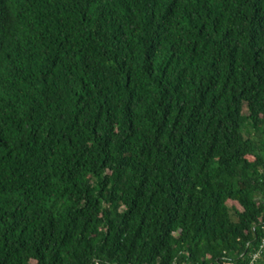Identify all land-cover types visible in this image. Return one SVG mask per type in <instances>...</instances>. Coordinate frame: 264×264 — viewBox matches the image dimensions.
Wrapping results in <instances>:
<instances>
[{
  "label": "trees",
  "instance_id": "obj_1",
  "mask_svg": "<svg viewBox=\"0 0 264 264\" xmlns=\"http://www.w3.org/2000/svg\"><path fill=\"white\" fill-rule=\"evenodd\" d=\"M263 225L264 0H0V264H264Z\"/></svg>",
  "mask_w": 264,
  "mask_h": 264
},
{
  "label": "built area",
  "instance_id": "obj_2",
  "mask_svg": "<svg viewBox=\"0 0 264 264\" xmlns=\"http://www.w3.org/2000/svg\"><path fill=\"white\" fill-rule=\"evenodd\" d=\"M261 229H262V237H261V241L259 245V250L257 254L253 255V258H252L253 261L258 258V256L260 255L262 251H264V225L261 227ZM222 264H233V263L230 261H226V262H223Z\"/></svg>",
  "mask_w": 264,
  "mask_h": 264
},
{
  "label": "rangeland",
  "instance_id": "obj_3",
  "mask_svg": "<svg viewBox=\"0 0 264 264\" xmlns=\"http://www.w3.org/2000/svg\"><path fill=\"white\" fill-rule=\"evenodd\" d=\"M243 113L246 114V109H245V108L243 109ZM251 133H253V132H251ZM253 136H254V135H253Z\"/></svg>",
  "mask_w": 264,
  "mask_h": 264
}]
</instances>
